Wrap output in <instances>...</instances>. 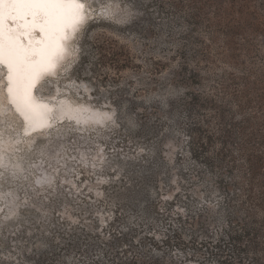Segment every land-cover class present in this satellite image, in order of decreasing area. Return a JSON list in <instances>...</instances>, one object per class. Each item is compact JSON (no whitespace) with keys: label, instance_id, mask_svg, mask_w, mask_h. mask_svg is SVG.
I'll return each mask as SVG.
<instances>
[{"label":"rangeland","instance_id":"obj_1","mask_svg":"<svg viewBox=\"0 0 264 264\" xmlns=\"http://www.w3.org/2000/svg\"><path fill=\"white\" fill-rule=\"evenodd\" d=\"M83 1L65 75L38 94L101 116L58 119L8 154L0 264H264L242 155L264 165V35L213 40L150 0Z\"/></svg>","mask_w":264,"mask_h":264},{"label":"snow or ice","instance_id":"obj_2","mask_svg":"<svg viewBox=\"0 0 264 264\" xmlns=\"http://www.w3.org/2000/svg\"><path fill=\"white\" fill-rule=\"evenodd\" d=\"M83 18L81 0H0V65L7 69L8 95L26 120L36 110L31 89L56 67L68 30Z\"/></svg>","mask_w":264,"mask_h":264},{"label":"trees","instance_id":"obj_3","mask_svg":"<svg viewBox=\"0 0 264 264\" xmlns=\"http://www.w3.org/2000/svg\"><path fill=\"white\" fill-rule=\"evenodd\" d=\"M260 0H150L148 5H156L161 8L167 17H177L184 22L187 31L202 28L208 34V38L214 40L221 35L226 40L234 36L253 37L264 35V15L260 13ZM247 122V119L243 123ZM242 135L245 138L253 137L254 131L246 133L241 126ZM205 137V138H204ZM210 140L209 135L199 134L197 145L200 150L206 147L205 140ZM244 162L246 163L245 193L244 197L251 204L246 209L247 222L245 228L248 233L262 232L264 228V165L263 158L254 152L251 147H243ZM250 151V152H246ZM262 215L257 220L255 215ZM246 231V230H245ZM158 257L155 252L142 263L156 261Z\"/></svg>","mask_w":264,"mask_h":264},{"label":"bare ground","instance_id":"obj_4","mask_svg":"<svg viewBox=\"0 0 264 264\" xmlns=\"http://www.w3.org/2000/svg\"><path fill=\"white\" fill-rule=\"evenodd\" d=\"M81 2L84 4V7H86L85 4L87 2L84 3L83 0H81ZM90 17H88L87 12L84 10V18L76 26L75 31L69 29L67 32L68 39L63 42L64 52L62 54V57L57 61L56 67L53 69V71L50 74L43 75L42 78L36 82L35 87L31 89V93H30L31 103L35 106L36 110H35V113L29 117V119L27 120L25 119V115L22 113L21 110H18L17 105L13 103L11 98L9 97L8 92H7L8 85H7V79H6L7 69L3 65H0V169L1 170L7 169L8 166H10V163H9L10 159L7 158L9 157L8 154H12L14 156L16 154V150L20 147L21 139L23 137L20 133L22 129H26L28 131L29 133L28 137H29V136H32L33 132L37 133L41 130V127L46 120L45 116H62L61 114L57 115V110L55 108V105L51 109L47 107V104H49L48 102L53 103V100L55 97H50V98L42 97L38 94V90L46 79L48 80L49 78V80H51L50 78H55L58 76V74L65 75V62L74 52V49H73L74 47L72 49L70 48L72 45V39L75 38L76 35L81 30L83 31L84 26L88 24L87 18H90ZM65 102L71 103V101L66 98H65ZM80 117L71 116L70 110L65 112L66 119L70 118L72 120L80 121L79 119ZM7 120L9 121L8 127L6 126ZM17 122L21 123L20 127L16 126ZM53 122H57V120L49 119L48 125H50ZM4 127H7V129L4 130ZM6 163H8L7 166H6ZM18 163H19L18 160H16L14 162L15 166Z\"/></svg>","mask_w":264,"mask_h":264},{"label":"flooded vegetation","instance_id":"obj_5","mask_svg":"<svg viewBox=\"0 0 264 264\" xmlns=\"http://www.w3.org/2000/svg\"><path fill=\"white\" fill-rule=\"evenodd\" d=\"M40 89V88H39ZM39 91V90H38ZM51 97H55V94H53ZM50 98V97H47ZM47 107L51 109L54 105L57 110V115L61 114L62 116H45L46 120L43 123L41 130L39 132H33L32 136H29V133L26 129H22L20 131L21 135L26 139L30 140L33 137H35L39 133H45L46 131L52 130L56 126V122L51 123L48 125V120H58V119H64L65 118V112L70 110L71 116H78L80 117V121H88L91 116H101V110H97V108H94L92 106H89L87 104H81V103H74L65 102V97H55L53 100V103L48 102ZM67 108V109H65ZM1 170V169H0Z\"/></svg>","mask_w":264,"mask_h":264}]
</instances>
